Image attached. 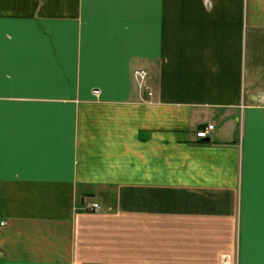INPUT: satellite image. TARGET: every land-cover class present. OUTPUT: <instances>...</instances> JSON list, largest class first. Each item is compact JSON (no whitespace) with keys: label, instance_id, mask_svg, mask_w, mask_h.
I'll list each match as a JSON object with an SVG mask.
<instances>
[{"label":"crops","instance_id":"1","mask_svg":"<svg viewBox=\"0 0 264 264\" xmlns=\"http://www.w3.org/2000/svg\"><path fill=\"white\" fill-rule=\"evenodd\" d=\"M225 254L264 264V0H0V264Z\"/></svg>","mask_w":264,"mask_h":264},{"label":"built area","instance_id":"2","mask_svg":"<svg viewBox=\"0 0 264 264\" xmlns=\"http://www.w3.org/2000/svg\"><path fill=\"white\" fill-rule=\"evenodd\" d=\"M134 76L139 84V86L143 89L147 90V94L150 95L151 91L148 89L147 85H146V76H147V72L144 68H137L134 71ZM214 127L213 123H209L207 124L204 128L198 129L195 131V137L198 139H203L206 138L208 135L209 130H212ZM84 208L86 210L89 211H99L101 210V205L97 202V201H88L86 202V204L84 205ZM227 260H224L223 264H227V262H225Z\"/></svg>","mask_w":264,"mask_h":264},{"label":"rangeland","instance_id":"3","mask_svg":"<svg viewBox=\"0 0 264 264\" xmlns=\"http://www.w3.org/2000/svg\"><path fill=\"white\" fill-rule=\"evenodd\" d=\"M224 260H227V261H228L227 264H230L229 255L225 254V255L222 257V259H221V264H223ZM227 261H225V262H227Z\"/></svg>","mask_w":264,"mask_h":264}]
</instances>
